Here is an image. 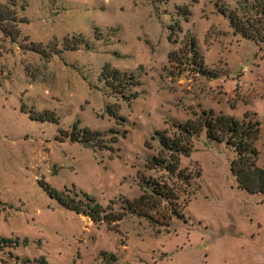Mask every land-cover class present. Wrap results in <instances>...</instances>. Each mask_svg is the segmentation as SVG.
Returning a JSON list of instances; mask_svg holds the SVG:
<instances>
[{"label": "rangeland", "instance_id": "374dc122", "mask_svg": "<svg viewBox=\"0 0 264 264\" xmlns=\"http://www.w3.org/2000/svg\"><path fill=\"white\" fill-rule=\"evenodd\" d=\"M251 2L29 0L21 45H0V236L14 241L0 242V264H264V195L239 186L232 147L203 131L181 156V176L149 163L161 150L158 132L171 136L174 124L213 110L261 121L264 168V42L236 34L220 10L252 15ZM192 38L220 77L195 70ZM76 39L85 42L65 49ZM106 65L134 75L141 84L123 90L139 96L108 86ZM74 124L101 133L94 145L65 136ZM142 177L165 182L174 204L162 202L155 225L129 214L114 229L64 208L41 184L103 206L115 200L120 211L151 192Z\"/></svg>", "mask_w": 264, "mask_h": 264}, {"label": "trees", "instance_id": "16d2710c", "mask_svg": "<svg viewBox=\"0 0 264 264\" xmlns=\"http://www.w3.org/2000/svg\"><path fill=\"white\" fill-rule=\"evenodd\" d=\"M155 1L164 3L167 0ZM28 6L29 0H0V45H4L6 41L21 45V24L26 22L22 13L26 11ZM246 8H250L254 14H244L241 17L237 11H228L227 7L220 10L222 14L229 18L230 25L236 34L241 35L243 38L254 40L256 43L264 42V0H252L250 4H246ZM182 12L185 18L188 19L190 11L183 9ZM176 27L177 29L181 28L179 20L171 26L170 37L176 33ZM76 40L71 44L70 42L66 43L68 47H65V49L75 50L85 42L83 39ZM66 41L68 42V39H65ZM25 46L42 56H48L43 46L39 43L30 42L29 45ZM51 50L53 54L60 52L57 49ZM189 53L193 58L192 63L196 66L195 70L198 73L212 78L221 76L219 73H213L208 69L195 38L191 40ZM173 60H177V52L174 50L169 53V61L172 62ZM102 77L108 86L122 93L124 98L132 99L139 96L138 91L125 94V89L123 90L125 84L129 83L132 86L141 84L140 81H136L134 75L128 76L115 68L108 69V65H106L102 72ZM196 116V118H190L185 122L174 124L177 131L171 136L162 132L157 133L161 150L158 155L152 156L149 160L150 167H163L170 174L181 176V156H190L193 151L192 138L206 131L208 138L212 142L225 143L235 150L236 156L231 161V171L237 177L239 186L249 193L264 195V168L258 163L260 149L257 145L261 138V121L253 118L249 112H245L243 118L223 112L216 114L213 110H203L200 115ZM38 118L42 121L56 120L52 115H38ZM64 134L72 141H79L86 146H91L94 145V141L97 140V136L101 133L74 124L71 131L69 133L65 131ZM126 134L127 131L123 133V136H126ZM141 179L151 189V192L145 190L140 196L123 201L126 206L120 211L114 210L115 200L110 201L107 206H103L95 197L88 193L72 194L67 189L58 190L44 180H42L41 184L50 197L57 200L64 208L77 214L88 216L94 223H104L109 229H114L113 225L129 214L145 218L152 225H155L158 221L153 212L160 210L163 201L173 203L172 200L175 197L167 189L165 182L144 180V177ZM173 211L175 215L180 216L176 208ZM0 242L4 246H11L14 243L12 239L3 236H0Z\"/></svg>", "mask_w": 264, "mask_h": 264}, {"label": "crops", "instance_id": "0c3cea01", "mask_svg": "<svg viewBox=\"0 0 264 264\" xmlns=\"http://www.w3.org/2000/svg\"><path fill=\"white\" fill-rule=\"evenodd\" d=\"M237 82H240L241 83V81H240V79L239 80H237ZM263 101H264V96H263ZM251 110H254L255 111V113H256V110L253 108V109H251Z\"/></svg>", "mask_w": 264, "mask_h": 264}]
</instances>
